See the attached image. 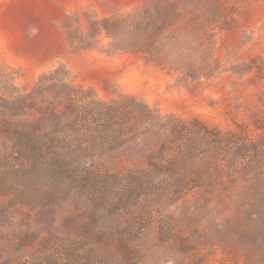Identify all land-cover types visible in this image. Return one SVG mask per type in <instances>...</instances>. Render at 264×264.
<instances>
[{
    "label": "trees",
    "instance_id": "16d2710c",
    "mask_svg": "<svg viewBox=\"0 0 264 264\" xmlns=\"http://www.w3.org/2000/svg\"><path fill=\"white\" fill-rule=\"evenodd\" d=\"M198 3L144 0L132 15L103 19L94 29L153 55L159 25L181 22L186 29L199 21ZM67 75L59 66L22 93L13 86L12 69L0 62V262L142 264V236L153 222L147 202L192 192L202 201L212 195L223 200L247 180L245 164L259 161L258 146L244 135L209 132L196 122L162 124L134 98L103 101ZM252 195L250 207L262 212L264 190ZM35 212L43 215L45 234L33 228ZM15 213L22 217L11 235L6 229ZM157 222V242L189 264H208L197 253L199 241L216 239L228 248L240 241L222 215L202 239L177 233L163 216Z\"/></svg>",
    "mask_w": 264,
    "mask_h": 264
},
{
    "label": "rangeland",
    "instance_id": "374dc122",
    "mask_svg": "<svg viewBox=\"0 0 264 264\" xmlns=\"http://www.w3.org/2000/svg\"><path fill=\"white\" fill-rule=\"evenodd\" d=\"M143 2L0 0V62L12 69L13 86L22 93L62 66L75 86L103 101L132 97L158 114L162 124L196 122L209 132L239 133L256 144L259 161L245 164L241 176L248 175L247 180L223 200L212 195L202 201L192 192L180 200L147 202L153 222L141 250L142 264H189L186 256L177 258L169 245L157 242L158 218L163 216L177 233L202 239L222 215L240 241L228 248L206 239L196 244L197 253L208 264H264V210L250 207L253 191L264 190V175H257L259 170L264 174V0H199L193 8L198 22L186 29L181 22L167 29L159 25L153 55L130 50L123 36L115 41L95 31L96 23L128 17ZM226 204L232 206L224 212ZM41 216L35 212L30 218L33 228L45 234ZM21 217L14 214L9 234L17 233Z\"/></svg>",
    "mask_w": 264,
    "mask_h": 264
}]
</instances>
